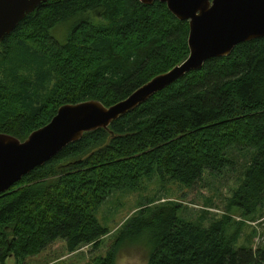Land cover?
I'll list each match as a JSON object with an SVG mask.
<instances>
[{
    "label": "trees",
    "instance_id": "obj_1",
    "mask_svg": "<svg viewBox=\"0 0 264 264\" xmlns=\"http://www.w3.org/2000/svg\"><path fill=\"white\" fill-rule=\"evenodd\" d=\"M64 24L71 31L60 45L51 31ZM188 32L157 1L49 0L0 45V134L22 141L64 105L124 101L187 59ZM234 151L250 161L220 219L205 227L180 218L179 203L151 201L93 264H115L118 244L136 239L150 248L148 264H264V249L235 248L243 222L232 221L264 209V38L205 62L0 194V264L57 241L69 253L98 248L109 231L94 213L114 191L153 176L192 189L205 173L233 171Z\"/></svg>",
    "mask_w": 264,
    "mask_h": 264
},
{
    "label": "water",
    "instance_id": "obj_2",
    "mask_svg": "<svg viewBox=\"0 0 264 264\" xmlns=\"http://www.w3.org/2000/svg\"><path fill=\"white\" fill-rule=\"evenodd\" d=\"M49 0H0V45L17 25ZM164 4L180 22L188 23V58L153 78L124 101L105 108L96 101L60 107L53 119L21 142L0 134V194L44 166L84 134L108 130L112 123L145 104L211 59L228 57L242 43L264 38V0H138Z\"/></svg>",
    "mask_w": 264,
    "mask_h": 264
},
{
    "label": "rangeland",
    "instance_id": "obj_3",
    "mask_svg": "<svg viewBox=\"0 0 264 264\" xmlns=\"http://www.w3.org/2000/svg\"><path fill=\"white\" fill-rule=\"evenodd\" d=\"M70 31L71 26L64 24L54 28L51 36L63 45ZM26 139H22L21 142ZM230 156L235 162L233 171H225L222 176L216 178L205 173L202 182L192 189H185L168 178L153 176L150 179H143L135 191H114L94 213L99 224L109 231L98 248L85 246L74 253H69L66 244L57 241L39 254L25 259L11 256L5 264H93L95 259L106 257L112 247H115L120 227L141 206L151 201L179 203L180 218L193 223H199L204 219L202 223L207 227L211 220L220 219L226 213L228 200L240 186L245 167L250 161V156L245 153L234 151ZM239 215L237 213L232 215L233 222H243L242 234L235 248L264 249V209L253 218L243 219ZM113 253L115 264H148L150 248L143 239L126 240L118 244Z\"/></svg>",
    "mask_w": 264,
    "mask_h": 264
},
{
    "label": "bare ground",
    "instance_id": "obj_4",
    "mask_svg": "<svg viewBox=\"0 0 264 264\" xmlns=\"http://www.w3.org/2000/svg\"><path fill=\"white\" fill-rule=\"evenodd\" d=\"M26 17H27V16H26ZM26 17H25V18H26ZM25 18H24V19H25ZM24 19H23V20H24Z\"/></svg>",
    "mask_w": 264,
    "mask_h": 264
}]
</instances>
